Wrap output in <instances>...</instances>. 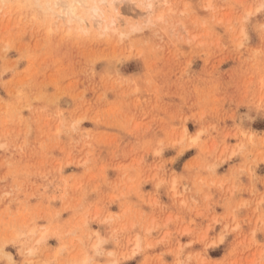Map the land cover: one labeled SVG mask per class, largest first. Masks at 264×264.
<instances>
[{
    "label": "rangeland",
    "instance_id": "374dc122",
    "mask_svg": "<svg viewBox=\"0 0 264 264\" xmlns=\"http://www.w3.org/2000/svg\"><path fill=\"white\" fill-rule=\"evenodd\" d=\"M88 1L0 0V264H264V0Z\"/></svg>",
    "mask_w": 264,
    "mask_h": 264
},
{
    "label": "bare ground",
    "instance_id": "6f19581e",
    "mask_svg": "<svg viewBox=\"0 0 264 264\" xmlns=\"http://www.w3.org/2000/svg\"><path fill=\"white\" fill-rule=\"evenodd\" d=\"M44 2L46 8L52 9L57 16L66 19L67 23H71L73 20H77L79 23L84 22V17L79 13V10L85 11L89 8L91 19L98 24L102 22L98 5L91 4L87 7L88 0H44Z\"/></svg>",
    "mask_w": 264,
    "mask_h": 264
},
{
    "label": "snow or ice",
    "instance_id": "6c2138e0",
    "mask_svg": "<svg viewBox=\"0 0 264 264\" xmlns=\"http://www.w3.org/2000/svg\"><path fill=\"white\" fill-rule=\"evenodd\" d=\"M262 7H264V5H262Z\"/></svg>",
    "mask_w": 264,
    "mask_h": 264
}]
</instances>
